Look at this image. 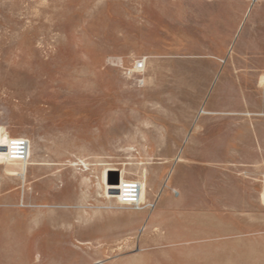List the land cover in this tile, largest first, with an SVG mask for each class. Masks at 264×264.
Listing matches in <instances>:
<instances>
[{
	"label": "rangeland",
	"instance_id": "obj_1",
	"mask_svg": "<svg viewBox=\"0 0 264 264\" xmlns=\"http://www.w3.org/2000/svg\"><path fill=\"white\" fill-rule=\"evenodd\" d=\"M263 176L264 0H0V264H264Z\"/></svg>",
	"mask_w": 264,
	"mask_h": 264
},
{
	"label": "crops",
	"instance_id": "obj_2",
	"mask_svg": "<svg viewBox=\"0 0 264 264\" xmlns=\"http://www.w3.org/2000/svg\"><path fill=\"white\" fill-rule=\"evenodd\" d=\"M145 59L147 60L148 57H145ZM157 64H161V63L156 62L155 64L151 66H155ZM204 68L214 71L212 76L210 75L211 77L208 78L209 79L208 81L209 83H211V80L216 81L215 85H218V89L215 88V90L210 92L208 101L205 103L206 110L201 111V113L204 114V118L202 122L197 123L195 125L196 130L202 127V124L205 126L207 124V121L210 124L211 120H216L217 118L219 119L217 123L220 124L222 122V118H224V115H226L224 111L211 109V96L214 95L215 98L220 96V91H221L220 84L225 76V73L223 72L224 68L221 67V62L220 63H205ZM149 70H150V74L148 76V80L153 81L157 79L158 74L155 72V69L151 67ZM202 148L203 149H224L228 147L222 143L221 137L218 136V141L214 139V141L204 144ZM262 169H263V165L258 166L255 169L258 172L257 177H259V175H262V172H260L262 171ZM211 170L213 169L210 167L204 168V175H203V180H202V189H203V199H202L203 211L202 213L205 215H215V214H221V212H223V210L220 209V205H221L220 201H218L216 197L214 196L215 195L214 193L215 181H212L211 179V177H223V176L221 175L220 171L218 173H215V175L214 174L211 175L210 173L208 174L207 171L210 172ZM217 185H218V189H221V183L219 182ZM263 185H264V181H263ZM157 217L154 216L150 220L151 226L156 224ZM204 228L206 229V227Z\"/></svg>",
	"mask_w": 264,
	"mask_h": 264
},
{
	"label": "built area",
	"instance_id": "obj_3",
	"mask_svg": "<svg viewBox=\"0 0 264 264\" xmlns=\"http://www.w3.org/2000/svg\"><path fill=\"white\" fill-rule=\"evenodd\" d=\"M145 71V60H138L131 70L126 71L128 76H141ZM29 141L24 138L10 139L6 146V159L8 162L26 163L29 158ZM140 186L136 181H127L119 194L124 205L137 206L139 203Z\"/></svg>",
	"mask_w": 264,
	"mask_h": 264
},
{
	"label": "bare ground",
	"instance_id": "obj_4",
	"mask_svg": "<svg viewBox=\"0 0 264 264\" xmlns=\"http://www.w3.org/2000/svg\"><path fill=\"white\" fill-rule=\"evenodd\" d=\"M8 145V144H7ZM6 145V146H7ZM8 162V161H7ZM8 163H16V162H8ZM20 164H22V163H20ZM125 183H127V181H125ZM124 183V184H125ZM139 183V182H138ZM123 184V185H124ZM139 186H140V183H139ZM140 191H141V186H140ZM121 192V191H120ZM120 192H119V194H120ZM139 197H140V193H139ZM119 203H121V199L119 200ZM122 204V203H121ZM123 206H127V207H134V208H140V203H138V205L137 206H132V205H124V204H122Z\"/></svg>",
	"mask_w": 264,
	"mask_h": 264
},
{
	"label": "water",
	"instance_id": "obj_5",
	"mask_svg": "<svg viewBox=\"0 0 264 264\" xmlns=\"http://www.w3.org/2000/svg\"><path fill=\"white\" fill-rule=\"evenodd\" d=\"M107 181H108V179H107ZM109 182V181H108Z\"/></svg>",
	"mask_w": 264,
	"mask_h": 264
}]
</instances>
